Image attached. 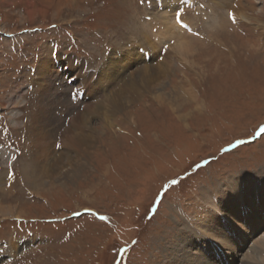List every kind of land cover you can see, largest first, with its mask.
Wrapping results in <instances>:
<instances>
[{
  "label": "rangeland",
  "instance_id": "374dc122",
  "mask_svg": "<svg viewBox=\"0 0 264 264\" xmlns=\"http://www.w3.org/2000/svg\"><path fill=\"white\" fill-rule=\"evenodd\" d=\"M151 1L0 0V207L18 215L0 213V264H186L184 253L192 251L211 264L233 257L250 263L246 255L263 237V221L234 255L230 246L215 254L203 231L208 218L216 222L209 203L230 182L252 186L264 178V0H156L165 8ZM241 8L248 20L236 13ZM183 40L188 50L181 54L175 44ZM125 50L132 52L128 63L109 72L107 91L130 71L158 64L167 75L160 89L183 88V106L142 90L110 114L112 126L93 106L82 110L90 127L74 131L92 137L79 157L68 146L51 152L54 132L43 150L32 144L42 89L50 99L65 98L66 82L67 89L87 84L82 74L73 82L75 68L64 59L94 72ZM47 61L54 79L48 73L37 80ZM13 92L20 104L9 103ZM42 155L63 162L72 155L84 165L56 180L41 167ZM259 198L264 205V194ZM201 235L208 239L202 245Z\"/></svg>",
  "mask_w": 264,
  "mask_h": 264
},
{
  "label": "bare ground",
  "instance_id": "6f19581e",
  "mask_svg": "<svg viewBox=\"0 0 264 264\" xmlns=\"http://www.w3.org/2000/svg\"><path fill=\"white\" fill-rule=\"evenodd\" d=\"M150 4L152 6H155V5L158 6L159 5L160 8H165V3H159L156 0H152ZM236 13H238V16H240L244 20L249 19L246 8H243V9L241 8V10L240 9L237 10ZM183 41L182 42L180 41L181 43L178 42L177 44H175V48H176V45H178L179 51L181 52V54L186 53L185 51L188 50V48H187L188 46L186 45L188 40L184 41V42ZM127 50H125L124 53H120V52H117V54L114 53V58H115L114 60H112L113 55H111V57L108 56V58H107L108 63H106V64L104 63L101 66L100 70L94 71V72L86 71L83 67L81 68V66H79V64L77 62L73 61L74 59L73 60L64 59L69 63V66L75 68V69H72V71H74V72L76 71V73L74 74V77L76 76V79L73 80V82L74 81L77 82L82 77V75H87V84H84L80 87L83 90L88 91V93L85 94V91H84L82 95H84L85 97L83 96V98L81 99L79 94L77 93V91L75 94V93L71 92V89L66 88V85H67V82H66V84L62 85V88H61V90L63 89L62 94L65 95V98H63L64 96L61 97L60 94H56V96H55L56 98L54 97V98L50 99L49 96L47 95L50 92L47 89H42V90H44L45 94L40 93L41 98L39 99V101H40L41 105H39V106H41V111L35 115L34 119L35 118L36 119L34 120V122L31 125V128H30L31 134L33 135V138L35 136H37L35 138H38V139H33L32 144L34 142H37L39 144V146L42 147V150H43L44 148H46L45 147L46 144H45L44 140L50 138L51 133L54 132L55 137L53 139V145H52L51 152L54 151L59 145H62V149H65V150H66V146H68V148H70L74 151V153L76 154L75 156L79 157V156H81V154L85 150H87L86 146L87 147L90 146L91 137H92L90 135L91 133L86 131V130L80 132V136H79V134H76V132L74 131L76 128H79V127L83 128V129L88 128V126L90 127V123L88 122V120L82 119L83 114H81V112L85 111L86 109L88 110L93 106L92 109L94 111H95V109H97V115L103 119H104V117H106L104 121L109 126H112V124L109 123V122H111L110 121L111 120L110 114L113 111H117L119 108H124L125 105L129 104L130 101L133 100L135 97L137 99L139 93L142 90H147L148 92L149 91L153 92L154 93L153 95H156V98H160L162 96L167 95V97L170 99L171 106L174 105V109L181 108L184 104V101L186 100L185 99L186 92L184 91L183 88H178L176 90H175V88H173L172 92L169 94H168V92H165V91L163 92L162 91L163 89H160V88L164 87L163 81H161V80H164V77L167 75H165L166 74L165 67L161 68V66L158 64H156V66L155 65L152 66L150 64L149 65L144 64V66H140V67L136 68L135 70L130 71L129 74L126 76V80L125 81L122 80L123 82H121L119 88L111 90V91H107L108 89L106 88L105 80L108 77L109 72L111 70H113L114 68H116L115 65L117 63L123 62V64L121 65L122 68H123V66H125L124 63L125 64L128 63L125 60H126V58L129 57V55L132 52H129V51L126 52ZM180 52H178V53H180ZM140 54L144 55V57L148 56V52L146 50L145 51L141 50ZM177 55H179V54H177ZM180 56H178V57L180 58ZM109 58H110V60H109ZM55 59H56V57H54L52 65H53ZM177 64H179V63H177ZM111 66H114V67H111ZM106 67H108V68H106ZM50 68L51 67L48 64V61L41 64L40 71L37 73L38 76L36 75V79L37 80L43 79L45 74H48V73L49 74H48V76H46V78L49 77V78L54 79L53 78L54 75L51 74ZM105 68H106V70L103 71ZM47 69H48V72H47ZM104 75H105V77H104ZM93 78H97V83L91 85L90 81ZM51 81L52 80L50 79V85H51ZM112 81H114V80H112ZM126 83H127V89L125 90L124 85H126ZM139 83H141V85H140L141 87L140 88L138 87L139 88V90H138L135 88V86L138 85ZM54 84H56V83H54ZM70 87L72 88V86H70ZM87 88H88V90H87ZM97 88H100V90H101V92L99 90L100 93H96L98 91V90H96ZM164 88H166V87H164ZM28 89H31V88L28 87ZM32 89H34V88H32ZM49 89H50V87H49ZM92 89H93V91H91ZM58 91H59V89H58ZM67 91H70V94L66 93ZM103 92H105V95L101 94ZM80 93H82V92H80ZM42 94H43V96H42ZM141 94H143V93H141ZM87 95H89V96L87 97ZM14 96H17L15 94V92H13V95L10 99V102H9L10 104L11 103H15V104L19 103V102H16L14 100ZM110 103H112L116 109L115 108L114 109H112V108H106L105 109V107L108 106ZM79 108H81V109H79ZM14 117L17 118L16 116H14ZM40 117H41V119H40ZM80 119H82V120H80ZM79 120L81 121V123L79 122ZM64 124L66 125L65 129L64 130L61 129L62 131H60V135L58 134L57 138H56L57 132L59 131V129ZM56 126H57V128H55ZM80 130L81 129H79V131ZM4 151H6V150H4ZM64 152L65 151L62 150L59 153L58 157H60V155ZM8 153L9 152H7V151L4 152L2 154L3 157L6 159L12 158L14 160L13 155L9 156ZM41 154H44V153H41ZM54 156L49 157L47 155H42L40 162H41V167L50 168L51 171L49 172V174L55 175L56 180L57 179L62 180V177L66 178L69 175H71L70 173L76 174L75 172H77V170L81 166L84 165L83 163H81L77 159V157H76V161L72 160V155L67 156L66 162L65 161L63 162L62 157H61L62 160L61 159L55 160ZM61 166L62 167L66 166V167L61 168ZM31 175H33V173ZM253 184L254 185L251 186V184L249 182H245L244 180L240 184L235 183V182H230V184L228 185V187L226 189L225 195H222L220 198L215 197L216 200L209 203V205L213 208L212 214H213L216 222H213L208 218L205 221V229L203 232H206V233L208 232L211 234L209 240L214 241L213 248H212L214 250L213 251L214 253L216 251H218L219 249H223L225 247L230 246L231 249H230L229 253H233V255H234L235 249L237 251V248H239V245L245 241L244 234L245 233L246 234L247 233L253 234L254 230H256L258 227H259V229H261V227L263 226L261 224V221L264 222V205H261V203H263V201H261V200H263V198H259V197H260V195L264 194V178H260V179H258V181H256V178H254ZM256 186H261V188H255ZM204 196L205 197L207 196L206 199L211 198L210 195L209 196L204 195ZM251 198H252V202H250ZM208 200L212 201V198L208 199ZM11 209H13V208H11L9 206L0 207V213L2 215L10 214V215L18 216L15 213L11 214L12 213ZM217 214H219V215H217ZM232 219H235V220L231 221ZM221 223L223 224L222 227H224L223 232H221L222 230L219 226V224H221ZM226 224H228V225H226ZM196 230H197V228L193 229L192 231H194V234L199 235L200 233L197 234L198 232ZM236 230L238 231L237 235H236ZM200 238L201 239L198 240L200 244L203 241L207 242V240H208L207 238L204 237V235H201ZM262 238H264V235ZM262 238H260V240H254L255 243L253 242V245L250 246L251 248L248 249V253L246 255V257L250 259V263H248V264H264V240ZM196 244L197 243H195V245ZM232 249H234V250H232ZM185 252H186V250H185ZM184 254H186V255H184V260H185L186 264H207V262L209 264H211L209 258L205 259L204 256H202V255L199 256L196 251L195 252L192 251L190 253H184ZM222 258H224V257H222ZM230 259L233 260L234 257L228 258V260L226 261L225 264H235V262L232 263L230 261Z\"/></svg>",
  "mask_w": 264,
  "mask_h": 264
},
{
  "label": "snow or ice",
  "instance_id": "6c2138e0",
  "mask_svg": "<svg viewBox=\"0 0 264 264\" xmlns=\"http://www.w3.org/2000/svg\"><path fill=\"white\" fill-rule=\"evenodd\" d=\"M262 131H264V129H262ZM101 219H104V217H101Z\"/></svg>",
  "mask_w": 264,
  "mask_h": 264
}]
</instances>
